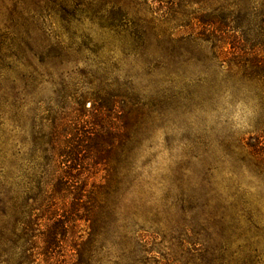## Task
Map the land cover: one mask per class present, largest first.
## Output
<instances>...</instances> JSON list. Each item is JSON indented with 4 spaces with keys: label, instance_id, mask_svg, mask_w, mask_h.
Instances as JSON below:
<instances>
[{
    "label": "rangeland",
    "instance_id": "rangeland-1",
    "mask_svg": "<svg viewBox=\"0 0 264 264\" xmlns=\"http://www.w3.org/2000/svg\"><path fill=\"white\" fill-rule=\"evenodd\" d=\"M249 6L0 0V264H264V76L218 58L196 21ZM114 100L138 109L118 133ZM75 115L85 208L46 221L30 211L44 150Z\"/></svg>",
    "mask_w": 264,
    "mask_h": 264
},
{
    "label": "trees",
    "instance_id": "trees-1",
    "mask_svg": "<svg viewBox=\"0 0 264 264\" xmlns=\"http://www.w3.org/2000/svg\"><path fill=\"white\" fill-rule=\"evenodd\" d=\"M251 6L243 13L232 17L228 13H224L223 9L217 7L211 13H201L196 19L197 25L201 34H205L211 41L214 49L217 50L218 58H226L234 66H242L244 74L247 76H264V54L260 52L264 50V43L255 42L248 38V30L250 22H247L251 11V16L256 22L255 35L264 38V0H247ZM246 22V25L244 24ZM225 44H229V50H225ZM16 99L13 100L15 104ZM104 105H99L95 108L96 112L108 109ZM116 119L113 130L118 133L125 126L121 118L127 119V114L138 111L130 107L126 111L124 102L120 104L118 100L113 101L111 108ZM101 112V114H103ZM84 114V113H83ZM81 114V115H83ZM87 118H93V113L90 112ZM81 116L75 115L68 124H57L60 131L53 130L48 138V148L44 150L47 153L48 163L44 165L45 174L50 177V182L47 183L46 189L40 188L41 184L36 186V192L33 194L30 211L37 217H44L46 221L56 219L55 222L66 224L72 219H69L72 214L85 208V199L87 197L86 184L83 185V192L79 197H75V191L78 186L76 173L81 170L82 165L79 157L80 141L82 133V122L86 123L90 120H82ZM80 119V120H79ZM92 123V122H91ZM94 124V123H93ZM123 125V126H122ZM92 126V125H91ZM94 127V126H93ZM83 168V167H82ZM72 195L74 203H71V209H66L64 199ZM62 211V214L59 212ZM56 234L46 233L43 236L42 242L44 248L38 251V255L50 253L52 241H58ZM38 249V250H39Z\"/></svg>",
    "mask_w": 264,
    "mask_h": 264
}]
</instances>
